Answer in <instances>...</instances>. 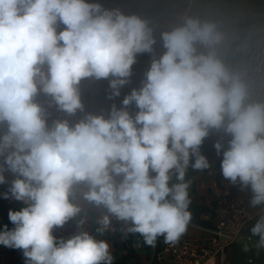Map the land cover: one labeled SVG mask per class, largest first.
<instances>
[{
    "label": "clouds",
    "instance_id": "clouds-1",
    "mask_svg": "<svg viewBox=\"0 0 264 264\" xmlns=\"http://www.w3.org/2000/svg\"><path fill=\"white\" fill-rule=\"evenodd\" d=\"M162 40L141 86L97 114L82 85L108 80L106 98L120 97L156 43L148 21L89 0H0V195L24 204L0 244L26 264H112L109 243L82 230L88 206L106 210L101 233L115 218L148 245L178 241L192 218L186 171L209 168L200 148L212 130L230 137L223 176L264 203V99L221 57L226 33L185 16ZM77 217L81 230L54 235ZM252 233L264 245V216Z\"/></svg>",
    "mask_w": 264,
    "mask_h": 264
},
{
    "label": "crops",
    "instance_id": "crops-1",
    "mask_svg": "<svg viewBox=\"0 0 264 264\" xmlns=\"http://www.w3.org/2000/svg\"><path fill=\"white\" fill-rule=\"evenodd\" d=\"M135 4L136 0L122 5L113 3L111 9H119L124 14L131 15ZM154 4H158L162 11L148 22L156 38L153 51L137 54L129 83L123 86L121 91L141 86L142 83L134 79L133 69L140 65L151 66L152 60L159 58L166 51L163 47L162 33L179 26L185 16L191 15L199 19L200 16L202 18L207 16V21L216 22L226 33L225 44L220 48L221 57L233 71H247L252 99H264V0H154ZM100 86L101 81H86L82 85V98L87 102V111L99 114L109 108L107 105L113 103L103 101ZM229 138L222 132L212 130L200 148L201 154L209 161V168L196 170L190 165L186 171L185 180L191 181L188 189L191 203L188 210L192 218L187 231L179 239H190L206 247L216 245L218 235L215 230L218 220L208 211V205L214 202L216 185L229 187L243 198L247 209L254 213V218L246 224L243 231L251 235L261 246L255 249L234 243L226 249L223 256H216L208 264H264V245L261 244L260 236L252 233V228L264 216V203L253 206L251 187L242 188L240 183L233 184L226 179L222 173V163L219 164L223 160L222 153L228 147ZM217 141L224 145L219 154L214 146ZM207 148L210 150H206ZM194 160L195 157L192 158L193 163ZM178 182L173 176L170 184ZM13 207L15 205L9 209ZM2 212L3 208H0V223L7 218V227L13 228L9 216H3ZM80 218L77 217L65 226L57 228L54 235L58 238L71 237L81 230L77 227ZM4 226L2 224L0 231L4 230ZM130 226L129 223L122 222L115 233H101L97 231L94 223V208L88 206L82 230H91L98 240L109 243L112 264H169V258L164 252L167 243L165 235H159L153 245H148L143 235L127 231ZM24 260L21 250L0 244V264H25Z\"/></svg>",
    "mask_w": 264,
    "mask_h": 264
},
{
    "label": "built area",
    "instance_id": "built-area-1",
    "mask_svg": "<svg viewBox=\"0 0 264 264\" xmlns=\"http://www.w3.org/2000/svg\"><path fill=\"white\" fill-rule=\"evenodd\" d=\"M82 99L87 110V102L84 98ZM7 176L10 184L12 175L8 173ZM7 190L8 184L0 185V194ZM0 196L6 207L17 204L24 206L21 201ZM104 211L106 210L94 208V223L98 229L102 227L98 220ZM208 211L218 220L215 230L218 235L216 245L214 247L201 246L190 239H179L175 243H166L164 252L169 258V264H208L216 256H223L226 249L234 243L255 249L261 246L251 235L244 233L243 230L246 224L254 218V213L247 209L243 198L231 188L216 185L214 202L208 205ZM122 222L113 218L110 228L103 232L115 233ZM87 231L93 235L91 230L87 229Z\"/></svg>",
    "mask_w": 264,
    "mask_h": 264
},
{
    "label": "trees",
    "instance_id": "trees-1",
    "mask_svg": "<svg viewBox=\"0 0 264 264\" xmlns=\"http://www.w3.org/2000/svg\"><path fill=\"white\" fill-rule=\"evenodd\" d=\"M129 1L132 0H89V2H96V3H100L104 8H108L111 9L112 4H117V5H122V4H126ZM162 11V9L158 6V4H154V0H136V4L133 7V11L131 15H138L141 18L147 20L148 22L153 18L156 17L157 15H159V13ZM191 16V15H190ZM200 20L203 21H207V16L205 17H201L200 16ZM149 67H145V66H137L135 67V69H133L134 72V79L136 82L138 83H142L145 78H146V73L149 70ZM135 70V71H134ZM108 89H109V81L108 80H101V86H100V90H101V97L103 99V101L105 103H109L110 101H113V103H116L118 106L121 104L122 99L124 98L125 95H127L128 93H130V91L132 90V88H128L126 90L121 91V96L114 98V100H108L107 94H108ZM107 107H110V105H107ZM133 112L135 111V109H132ZM209 147H211V144L208 143ZM206 150H210V148H207ZM222 161L219 163L221 164ZM0 208H3L2 214L3 216H9V211L10 210H20L22 208V206L20 204L15 205V207L9 209L10 207H6L5 203L3 202L1 196H0ZM7 209V210H6ZM3 225H7L8 224V219H4V221L2 222ZM2 224L0 223V229L2 228ZM12 226H14L12 224ZM126 258V257H125ZM123 258V259H125ZM24 263L26 264V260H24Z\"/></svg>",
    "mask_w": 264,
    "mask_h": 264
}]
</instances>
